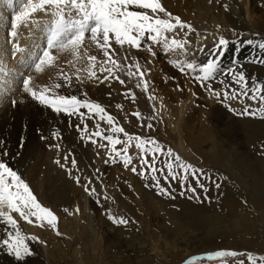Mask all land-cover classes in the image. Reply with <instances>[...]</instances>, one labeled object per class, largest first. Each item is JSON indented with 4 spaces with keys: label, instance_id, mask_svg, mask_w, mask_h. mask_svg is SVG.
Wrapping results in <instances>:
<instances>
[{
    "label": "rangeland",
    "instance_id": "374dc122",
    "mask_svg": "<svg viewBox=\"0 0 264 264\" xmlns=\"http://www.w3.org/2000/svg\"><path fill=\"white\" fill-rule=\"evenodd\" d=\"M232 1L236 4L241 3L239 0H211V2L210 0H161L168 12L172 13L173 16H179L182 21L192 26L193 31L187 37L190 43L185 45L186 56L179 49L175 52L166 53L162 45L154 44L147 39L142 41L140 50L127 45L121 48L113 42L114 58L121 65L138 62L145 72L144 79L147 82V74L152 73L153 76H158L154 82H148L147 92L143 91L142 86L137 87V84L140 83L138 77L129 78L126 75L128 70L126 67L123 71L115 72L116 76L124 80L123 85L115 79L104 80V76L108 73L101 72L100 68L106 58L102 50L87 38L79 50V60L73 59L70 50L52 49L50 50L51 54L56 57V60L51 66H45L42 72L37 73L33 66V53L38 55L39 50L46 47L42 22L50 21L52 17L43 12L34 13L31 19L40 21V28L33 24L20 25L18 27V39L8 43L11 39L8 33L11 31L12 17L21 10V6L26 0L0 1V12L2 17L5 15L2 21L3 28L0 30V35H2L0 36V46H7L4 47L5 49L0 47V62H2L0 64V79L3 78L1 83L8 77L14 76L15 70L19 72L18 78L14 79L13 86H15L10 88L11 91L9 88L7 89L8 94L6 93L5 97L8 98L9 93H11V97L9 95L8 100L5 97L2 100V104L5 105L3 107H8L14 113H18L17 115L22 120L23 126L18 128L15 134L10 137L14 142V150L17 156L19 155L18 159H22L25 164L27 162L25 158L28 150L27 140L32 127L39 131V136L35 141L38 140L39 142L40 140L41 156L52 150V153L56 154L55 161L62 162L66 153L71 154V160L75 158L78 162L79 158L76 154L83 155L88 152L83 155L82 163L79 162L78 164L82 165L83 162H86L89 164L91 172L92 170L94 172L91 175H79L81 177L80 185H77L75 180L68 175L69 179L73 181L74 193L68 191L70 193L67 192V194L66 186L64 187L63 184L59 186V184V187L55 188L58 193L55 189L53 190L54 194L57 193V196L60 197V200L56 201L57 204L37 197L43 206L50 208L58 216L59 222H61L60 220H67L68 222L71 220L73 225L79 229L77 232L85 233L81 239L82 246L76 249L75 255L71 256L67 253L65 241L68 240V236L65 234L57 236L47 225L39 227L35 223L29 224L21 219L24 228L27 230L35 229L29 232L28 236L38 237L40 241L29 240L28 243L36 244L43 254L53 248L57 252L55 257L57 264H186L189 261L191 264H240V261L247 264V253L264 256V220L259 218V211L263 210L256 209L259 205H264V191L254 190L253 193L250 192L248 188L239 183L245 180V176L242 171L238 172L240 163L252 164L253 159L264 158V118H260L259 115L239 114L243 113L246 107L256 109L260 107V104L258 101H253L247 97L240 98L239 96L236 99L225 100L224 92L226 90L229 92V96L232 94V89L240 90L239 85L233 83L229 75H221L218 72L215 79L202 87L192 74L187 71L182 73L170 63L171 60L206 62L215 40L223 36L230 43L220 63L221 72L236 67L238 71L245 73L249 88H251L253 79L264 84V63L257 62L264 59V50L257 46L258 42L264 41V0H247L251 19L253 18L255 21L252 23L256 26L253 32L244 30L251 27L243 20L230 21L227 19V13L232 12ZM225 5H227V10ZM160 15L162 18H167L163 13ZM36 31H38L37 35L39 36L35 35ZM187 31V29L177 30L170 33L169 36L183 40ZM248 40H252L254 43L251 45L243 43ZM13 43H17L22 49H30V51L17 52L18 55L25 53L21 56L22 59L16 54L13 56ZM32 44H36L34 45L36 49L35 47L30 48L33 46ZM149 48L156 53L155 56L151 54ZM201 48L203 52L198 51ZM85 50L89 56L97 58L93 69L97 78H89L88 76L89 61L84 55ZM6 52L9 54L7 55ZM125 56H127V60H125ZM234 58L239 62L237 65H233ZM146 67H148L149 72ZM77 69L80 71L78 72ZM132 70L135 71L134 68ZM61 72L71 77L70 86L65 85V81L61 78ZM26 77H32L30 86L36 90H39L41 86H47L52 91L62 95H75L81 100L87 99L99 103V100L102 99L101 91L98 93L101 86L105 85L112 89L114 92L112 99L108 104H104L105 106L100 104L116 119L118 124L123 126L129 134L154 137L165 150L171 149L173 155L178 154L182 161L191 164L196 169H202L203 175L197 173V176L199 177V184H202L204 188L199 187L197 179L191 175L184 179V186L182 187L180 182L182 174L178 175L175 180L169 177V182L166 183L164 176L157 172L156 176L161 186L168 188L171 194L170 196L157 195L155 187H145L146 184H152V173H148L142 178L139 174H134L131 171L132 167L137 168V173L141 169L140 155L134 143L128 150V154L133 157V162L127 169L119 160L115 163L111 161L105 163L106 149L99 146V143H105L104 141L93 145L80 139L78 152L76 153L72 149L68 151L64 138L71 131L72 133L77 132L75 127L77 124L83 127L80 118L78 116L68 117L64 114L55 116L51 109L49 110V108L32 100L22 90L23 79ZM4 78L6 79L4 80ZM57 83L62 85L59 89L55 87ZM209 86L215 92L220 93L219 99L209 92ZM129 90L134 93L135 100L132 99L131 95L126 98L122 94L129 92ZM150 95L155 96L156 99L149 100ZM12 99H15L18 105L13 106ZM8 102L11 103L10 106ZM118 104L122 105V108H117ZM32 105L36 107L33 108ZM153 106H155V111ZM212 108L217 111L213 114L214 116H210ZM229 108L235 111H230ZM137 111L141 114L142 120H137L135 116L131 115ZM28 112L34 115H29ZM75 119L76 121L78 119V122H72ZM64 120L69 121L74 126L66 124ZM85 120L89 132L95 130L94 120L87 118V116H85ZM149 123L152 124V128H148ZM65 124L66 127H64ZM53 131H58L60 136L53 139L51 135ZM42 135L46 139H41ZM121 139H124L122 135ZM56 145H59V149ZM118 147H123V145ZM79 149L82 150L83 154ZM89 153L90 155H88ZM239 156L242 159H239ZM7 158L8 155L3 156L0 153V159L6 160ZM54 160L52 163H55ZM166 160L167 156H157L155 165L157 169L163 168ZM40 163L38 164L42 165L44 162L41 160ZM229 166L232 173L229 171ZM32 167L28 168V171ZM81 168L80 172L84 173L83 165ZM44 169L45 166L42 167V170ZM97 169H99L98 172ZM166 172L165 169V174ZM66 173L68 174V172ZM75 176L77 174L72 172V177ZM87 176L92 179V185L89 187L94 186L96 188V194L92 196L84 191L83 185L86 183L84 178ZM188 186L195 188V193L189 192ZM59 191H61V196ZM66 197L80 199L82 207L85 201L84 210L79 205L68 203ZM97 200L100 201L99 204H97ZM77 208H79L78 213L76 212ZM259 208L261 207L259 206ZM65 209L68 211L66 212ZM69 213L72 214L69 215ZM109 214L115 217H123L129 221V224L117 226L107 218ZM202 215H206L205 218ZM210 215H214L216 221L208 224L207 220L204 219L209 218ZM66 227L69 229L71 225L67 224ZM39 230H43L45 236H36L34 232ZM4 237L0 236V238ZM221 250L234 251L241 253V255L208 258L209 254ZM34 258L35 256L31 255L23 261H17L14 256L7 254L6 249L0 248V264H34Z\"/></svg>",
    "mask_w": 264,
    "mask_h": 264
},
{
    "label": "snow or ice",
    "instance_id": "6c2138e0",
    "mask_svg": "<svg viewBox=\"0 0 264 264\" xmlns=\"http://www.w3.org/2000/svg\"><path fill=\"white\" fill-rule=\"evenodd\" d=\"M225 9L227 10V5H225ZM36 12H43L45 15L52 17L50 21L46 20L42 22L46 47L40 49L38 55L33 53V66L37 73L42 72L45 66H51L56 60V57L51 54L50 50L52 49H59L61 51L70 50L73 54V59L79 60V50L87 38L97 48L102 50L106 58L100 68L101 72L108 73V75L104 76V80L115 79L123 85L125 83L124 80L116 76L115 72L123 71L126 67L128 69L126 75L129 78L138 77L140 83L137 84V87L140 88L142 86L145 92L148 91V82L144 79L145 72L141 69L138 62L121 65L114 58L115 49L113 48V42L121 48L127 45L133 49L140 50L142 41L147 39L154 44L162 45L166 53L175 52L179 49L186 56L187 49L185 45L190 43L187 37L193 31L190 24L182 21L179 16H173L172 13L168 12L161 3V0H26L21 6V10L12 17L11 31L8 33L11 39H9L8 43H12L13 40L18 39V27L20 25L28 26L29 24H33L37 28H40L41 22L31 19L32 15ZM161 13L167 18H162ZM184 29L188 31L185 33L183 40L176 39L175 36H169L170 33ZM229 43L230 41L223 36L218 37L206 62L196 63L195 61L171 60L170 63L182 73L187 71L192 74L193 78L202 87L207 82L215 79L218 72L221 75H229L232 82L239 85L240 90L232 89L231 96H229V92L226 90L224 92V99H236L239 96L240 98L247 97L253 101H258L260 104L259 108L249 109L246 107L244 112L239 114L259 115L260 118H264V84L253 79L251 88H249L248 78L245 73L238 71L236 67H231L221 72L220 63ZM243 43L251 45L254 41L248 40ZM257 46L264 50V41L258 42ZM12 47L13 56L17 52L26 51L20 48L17 43H13ZM149 51L153 56L156 55L155 52L151 51V48H149ZM198 51L203 52V49H198ZM84 55L89 61V78H97V74L93 70L97 58L89 56L87 50H85ZM125 60H127V56H125ZM257 62L264 63V59ZM69 63H72V61H69ZM238 63V60L234 58L233 65H237ZM133 68L135 71L132 70ZM77 71L79 72L80 70L77 69ZM61 78L65 81V85L70 86L71 77L68 74L61 72ZM31 80L32 77L23 79V91L32 100L51 109L56 114H64L68 117L78 116L83 127L80 124H77L75 127L77 132L80 133L81 140L85 141V143L96 145L100 141L105 142L99 143V146L106 149V164L109 161L115 163L119 160L127 169L133 162V157L128 154V150L134 143L140 155L141 169L137 173V168L132 167L131 171L134 174H139L142 178L147 176L148 173H152V184H146L145 187H155L157 195H171L168 188L161 186L156 176L157 172L164 176L166 183L169 182V177L175 180L178 175L182 174L180 181L182 187L184 186V179L188 175H191L197 179L198 186L204 188L202 184H199V177L197 176V173H200L201 176L203 175L202 169H196L191 164L182 161L178 154L173 155L171 149L165 150L154 137L129 134L99 102L87 99L81 100L75 95H62L52 91L47 86H41L39 90H36L30 86ZM61 86L59 83L55 85L57 89ZM209 92L216 95L218 99L220 98V93L215 92L210 86ZM249 93L251 94L249 95ZM122 94L126 98L131 95L132 99L135 100V95L130 90ZM148 98L149 100L156 99L155 96L151 95ZM16 103L17 101L14 99L12 101L13 106ZM117 108H122V105L118 104ZM153 110L155 111V106H153ZM229 110L235 111L231 108ZM131 115L135 116L137 120H142L141 114L138 111L131 113ZM85 116L107 124L108 128L102 129L100 123H96L95 130L89 132L88 125L84 122ZM148 128H152L151 123L148 124ZM51 135L53 139H56L60 136V133L53 131ZM121 135L124 139H121ZM41 139H46V137L42 135ZM119 145H123V147H118ZM49 147L51 148L52 146L50 145ZM56 147L59 149V145H56ZM2 155L7 156L8 154L5 151ZM97 156H99V153H97ZM157 156H167L163 168L157 169L155 166ZM149 157H151V160H149ZM67 160L68 157L65 156V164H60L59 160L55 161V163L60 164V167L68 172L69 177L73 178L77 185H80L81 177L79 175L72 177V169H76L77 167L75 158L71 161V169L67 168ZM165 169L167 170L166 174ZM96 171L98 172L99 169ZM84 179L86 180V183L83 185L84 191L89 196L96 194V188L94 186L89 187V185H92V179L90 177H85ZM217 187H219L218 184ZM187 190L193 193L196 191L191 186H188ZM204 190L207 191V189ZM104 199H107V197H104ZM197 199L199 198L197 197ZM99 203L100 201L97 200V204ZM65 211L67 212L68 210L65 209ZM76 212H79V208L76 209ZM13 213L29 224L35 223L39 227L47 225L57 236L62 235L58 228V216L50 208L43 206L34 195L28 183L21 178L20 174L6 163L5 160L0 159V223L6 225V235L4 238H0V248L6 249L7 254L14 256L17 261H23L26 257L34 255L28 241H40L38 237L22 234ZM71 214L69 213V215ZM107 218L117 226H127L129 224V221L123 217H115L109 214ZM238 255H241V253L221 250L209 254L208 258L235 257ZM246 255L247 264H264V256H256L251 253H247ZM186 264H191V262H186ZM240 264H244V261H240Z\"/></svg>",
    "mask_w": 264,
    "mask_h": 264
},
{
    "label": "bare ground",
    "instance_id": "6f19581e",
    "mask_svg": "<svg viewBox=\"0 0 264 264\" xmlns=\"http://www.w3.org/2000/svg\"><path fill=\"white\" fill-rule=\"evenodd\" d=\"M1 1V0H0ZM250 1V0H249ZM239 4H235L233 3V1L231 2L233 4V7H231L232 9V12L229 14L227 13V19H230V21H237L238 19L240 20H243L245 23L249 24V26L251 27L250 29L248 28H245L244 30L245 31H249V32H253V30H255L254 28H256V26H254L255 24H253L252 22H255L253 21V18L251 19V15L249 13V5H248V1L247 0H242L240 1L239 0ZM5 16V15H4ZM4 16L2 17V13L0 12V30L3 28V25L2 24V21L4 19ZM7 17V16H6ZM235 17V18H234ZM7 20V18L5 19V21ZM238 20V21H239ZM253 24V25H252ZM257 31V30H256ZM255 31V32H256ZM5 32V31H3ZM37 32L35 33V35H37ZM43 32V31H42ZM259 33V32H258ZM3 34V33H2ZM2 36V35H0ZM5 36V35H4ZM39 36V35H37ZM42 36V35H41ZM40 36V37H41ZM6 37V36H5ZM34 37V36H33ZM1 38V37H0ZM37 38V37H36ZM45 38V37H44ZM3 39V38H2ZM1 39V40H2ZM35 39V38H34ZM33 39V40H34ZM38 39V38H37ZM6 40V39H5ZM40 40V39H39ZM43 40V39H42ZM46 40V38H45ZM44 40V41H45ZM4 41V39H3ZM2 41V42H3ZM21 41V40H20ZM35 41V40H34ZM38 41V40H37ZM32 42V41H30ZM30 42H29V45H30ZM5 43V42H3ZM33 43V42H32ZM35 43V42H34ZM1 44V42H0ZM6 44V43H5ZM38 45V43H36ZM36 44H32L33 46H30L31 47H35L34 45ZM1 48L5 49L4 47H7V46H0ZM29 47V46H28ZM41 47V46H40ZM38 48V47H37ZM2 49V50H3ZM9 49V48H8ZM7 49V50H8ZM36 49V47H35ZM28 50V49H26ZM1 51V50H0ZM6 51V50H5ZM30 51V49L28 50ZM33 51V50H32ZM146 51V50H145ZM8 52V51H7ZM6 52V54H7ZM27 52V51H26ZM143 53V52H142ZM145 53V52H144ZM148 53V52H147ZM4 54V53H3ZM9 54V53H8ZM7 54V55H8ZM23 54L25 53H22L21 55H18L16 54V56H22ZM29 54V53H28ZM31 57V56H30ZM6 58V57H5ZM23 57H21L22 59ZM33 58V57H32ZM4 60V59H3ZM8 61V59H7ZM13 61V60H12ZM20 61V59H19ZM23 61V60H22ZM24 62V61H23ZM2 62H0L1 64ZM9 63V61H8ZM60 63V61H59ZM202 63V62H200ZM7 64V63H6ZM13 64V63H12ZM25 64V63H24ZM58 64V63H57ZM4 65V64H3ZM17 65V64H16ZM20 65V64H19ZM27 65V64H26ZM5 66V65H4ZM21 66V65H20ZM18 66V67H20ZM27 67V66H26ZM1 68V67H0ZM4 68V67H3ZM2 68V70H3ZM22 68V67H21ZM25 68V67H24ZM23 68V69H24ZM146 69H148V67H146ZM6 70V69H5ZM19 70V69H18ZM21 70V69H20ZM8 71V70H6ZM16 73L14 74V76H10L8 77L7 79L4 78V82L1 83L3 80V78L0 79V86L3 84V86L0 87V153L2 154L3 152H7L8 154V158L5 160L6 163H8L14 170H16L21 178L28 183L29 187L31 188V190L33 191L34 195L36 197H40L41 199H44L46 201H49L50 203H53V204H57L56 201H59L60 200V197L57 196V193L58 191H56L55 188L61 186L63 184V186L66 190V193L68 191H71L72 193H74V185H73V181H71L68 177V174L66 173L67 171L64 169V168H61L60 167V164H65V160L63 161V159H65V157L62 159V162H60V164H56L54 165L55 163L52 161L54 160V157L55 155L52 153V150H50L49 152L47 151L46 153H44V156L42 154L41 156V152H40V147H39V144H40V140L38 142L35 141L37 136H39V131L37 129H33L31 127L32 130H30L29 132V136H28V140H27V155L25 156L26 158V164L25 162L22 160V159H18V156H17V153L15 152L14 150V142L11 140V136L13 134H15L16 130L18 128H20L22 125V120L20 118V116H18L17 114L18 113H14L12 110H10L8 107L7 108H4L3 106H5L4 104H2V100L4 99V97L6 96V93L8 92V88L10 89L11 87H14L13 86V83L15 82L14 79L18 78V75H19V72H17V70H15ZM14 71V72H15ZM5 72V71H4ZM11 72V71H9ZM8 72V73H9ZM22 72V71H20ZM24 72V70H23ZM148 72H149V69H148ZM7 73V72H5ZM23 74V73H22ZM151 74V75H150ZM150 74H147V79H148V82H154L155 80H157L156 76H153L152 73ZM157 74V73H155ZM261 74V73H260ZM7 75V74H6ZM1 76V75H0ZM21 76V74H20ZM19 76V77H20ZM7 77V76H6ZM158 77V76H157ZM11 78V79H10ZM13 79V81H12ZM161 79V78H160ZM34 82V81H33ZM162 82V81H161ZM5 83V84H4ZM17 83H19L17 81ZM18 87V86H17ZM151 87V86H150ZM13 90H15L13 88ZM12 90V91H13ZM23 90V89H22ZM152 90V89H151ZM11 91V89L9 90ZM78 91V90H77ZM101 91V95H102V99L99 100L101 104H108V102L112 99V95H113V90L106 87L105 85H102L101 86V89L98 90V93ZM14 92V91H13ZM12 92V93H13ZM17 92V91H16ZM19 93V92H17ZM8 94V93H7ZM11 93H9L10 95ZM2 95V96H1ZM9 95H8V98H9ZM12 96H15V94ZM28 96V95H27ZM26 96V97H27ZM11 97V95H10ZM18 97V96H17ZM6 98V97H5ZM8 98H6L8 100ZM15 98V97H14ZM13 100V99H12ZM16 100H18L16 98ZM6 101V100H5ZM19 101V100H18ZM11 102V101H10ZM10 102H8L9 106H10ZM128 102V101H127ZM4 103V102H3ZM7 103V102H6ZM5 103V104H6ZM28 104V103H27ZM36 104V103H35ZM34 104V105H35ZM127 105L129 103H126ZM18 105V104H16ZM24 105V104H23ZM8 106V105H7ZM20 106V104H19ZM33 106V105H32ZM105 106V105H104ZM2 107V108H1ZM17 107V106H16ZM26 107V106H25ZM36 107V106H35ZM33 106V108H35ZM21 108V107H20ZM29 108V107H28ZM14 109V108H12ZM17 109V108H16ZM26 109V108H24ZM15 110V109H14ZM50 110V109H49ZM48 110V111H49ZM26 111V110H24ZM21 112V110H20ZM19 112V113H20ZM23 113V111H22ZM25 113V112H24ZM29 115H34L32 114L31 112H28ZM52 113V112H51ZM217 113L216 109L215 108H212L211 109V113H210V116H212L213 114ZM21 114V113H20ZM38 114V113H37ZM40 115V114H39ZM45 115V114H44ZM49 115V113H48ZM55 116H57L58 114H54ZM36 116V115H35ZM34 116V117H35ZM38 116V115H37ZM214 116V115H213ZM32 117V116H31ZM43 117V116H42ZM49 117V116H48ZM51 117V116H50ZM53 117V115H52ZM188 117V116H187ZM28 118V117H27ZM186 119V118H185ZM190 120V118H188ZM32 120H33V117H32ZM43 120V119H42ZM41 120V121H42ZM70 120V119H69ZM87 120V119H86ZM85 120V121H86ZM94 120V119H93ZM116 120V119H115ZM40 121V123H41ZM66 122V124L68 125H72L74 126V124H70L69 121L67 120H64ZM63 121V123H64ZM33 122V121H31ZM36 122V121H35ZM53 122V121H52ZM51 122V123H52ZM72 122H78V119L76 121L73 120ZM87 122V121H86ZM188 122V121H187ZM190 122V121H189ZM36 123H39V122H36ZM96 123H100L101 127H103L102 129H107L108 128V125L107 124H104L103 122L101 121H98V120H94L93 121V124L96 125ZM264 123V122H263ZM29 124V123H28ZM31 124V123H30ZM34 124V123H33ZM66 124L64 127H66ZM190 124V123H189ZM38 125V124H37ZM46 125V124H45ZM43 126V125H42ZM264 126V125H263ZM61 127V126H60ZM251 127V126H250ZM254 128V127H253ZM29 129V128H28ZM95 129V128H94ZM262 129V128H261ZM259 130V129H258ZM264 130V129H263ZM93 131V130H92ZM76 132V131H75ZM71 131V133H67V136L64 138V142L66 141V148L67 150H73L74 152H78V147L79 146V143H80V133H75ZM105 134H107V132H105ZM264 134V133H263ZM70 135V136H69ZM257 137V136H256ZM264 137V136H263ZM17 147V146H16ZM83 147V146H81ZM85 148V147H84ZM81 149V148H80ZM79 149V150H80ZM83 149V148H82ZM86 149V148H85ZM66 150V151H67ZM196 150V149H195ZM56 152V151H55ZM80 152L82 153V150H80ZM85 153V151H84ZM88 153V152H87ZM85 153V154H87ZM202 153V152H201ZM83 154V153H82ZM83 154V155H85ZM203 154V153H202ZM77 155V158L78 159V162H77V167L76 169H72V172H75L77 175H91L93 174V170L91 172L90 168H89V164H87L86 162H83V171L84 173L80 172V170H82L80 164H78L79 162H81V159L83 157V155H81L80 153L76 154ZM90 155V153L88 154ZM61 156V155H60ZM65 156L68 157V160H67V168H72V165H71V154H66L65 153ZM92 156V155H91ZM62 158V157H61ZM87 158V157H86ZM241 158V156H239V159ZM85 159V158H84ZM242 159V158H241ZM251 159V158H250ZM41 160L44 162L42 165H39L41 164ZM259 160V161H258ZM253 159V162L255 161V163L252 162V164H243V163H240L239 166H240V169H238V172L240 173L241 171L244 173V176H245V180H242V181H238L241 185H243L244 187L248 188V190L250 192H254V190H257V191H264V158H260V159ZM55 161V160H54ZM87 161V160H86ZM238 161V160H237ZM251 161V160H250ZM33 163V164H31ZM39 163V164H38ZM82 163V162H81ZM213 163V162H212ZM35 165H38V166H35ZM237 165V164H236ZM33 166V167H32ZM40 166V167H39ZM45 166V169L42 170V167ZM226 166V165H224ZM32 169H29L28 171V168H31ZM77 169H79V171H77ZM229 171L231 172V169H230V166H229ZM232 173V172H231ZM235 175H237L236 173H234ZM41 176V178H40ZM88 177V176H87ZM96 181V180H95ZM60 184V185H59ZM59 185V186H58ZM55 189V191L57 192L56 194H54L55 192H53V190ZM59 189V188H58ZM61 190V188H60ZM64 190V188H63ZM62 190V191H63ZM60 192L59 191V195H60ZM65 192V191H63ZM77 192V191H76ZM70 193V192H68ZM67 193V194H68ZM77 194V193H76ZM75 194V196H76ZM72 196L74 194H71ZM61 196V195H60ZM65 199V198H64ZM62 200V199H61ZM66 200L68 201V203H72L74 205H79V207L81 209H83V207H85V201H84V206L82 207L81 205V200L80 199H75L72 198V197H66ZM65 200V201H66ZM63 201V200H62ZM65 203V202H64ZM67 203V204H68ZM52 205V204H51ZM198 206V205H197ZM259 206L261 208H259ZM256 209H261L263 211H259V218L261 220H264V205H259ZM191 207V206H189ZM200 208V207H199ZM232 208V207H231ZM84 210V209H83ZM194 209H192L193 211ZM209 211V210H208ZM194 212V211H193ZM205 213V212H204ZM209 213V212H208ZM202 214V213H201ZM199 214V215H201ZM13 216L17 219L18 221V226H19V229L20 231L22 232V234L28 236V233L31 232L32 230L34 231L35 229L34 228H30V230H27L26 228L23 227L22 225V220L19 218L18 215H16L15 213H13ZM206 216V215H205ZM204 215H202L203 218H205ZM214 215H210L209 218L207 219H204V220H207L206 222H208V224H211L212 221H216V217H213ZM258 218V219H259ZM259 219V220H260ZM61 222H59V231L62 235H66L68 236V240L65 241V243L67 244V253L69 255H75L74 252L76 251V249L78 248H81L82 246V242H81V239H82V236H85V233H81V231L77 232V229L74 225H73V222L71 220H69V222L67 220H60ZM246 222V221H245ZM69 224L71 225V228H67L66 225ZM5 228H6V225L0 223V236H5L6 233H5ZM36 236H45L44 233H43V230H39V231H35L34 232ZM214 233V232H213ZM60 235V236H62ZM211 235V234H210ZM76 239H75V238ZM42 238V237H41ZM89 238V237H88ZM72 242V244H71ZM34 253L33 256H35L34 258V264H57V261H55V257L57 256V252L54 251V249L52 248L51 250H49L47 253H42L41 250L38 248V246L34 243H28ZM83 250V249H82ZM79 253V252H78ZM59 257V256H58ZM57 257V258H58ZM86 259V258H85ZM58 260V259H57ZM83 262V260H82Z\"/></svg>",
    "mask_w": 264,
    "mask_h": 264
}]
</instances>
